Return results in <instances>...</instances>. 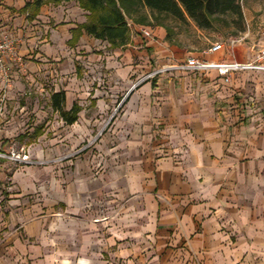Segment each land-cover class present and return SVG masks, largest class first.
<instances>
[{"label":"crops","instance_id":"1","mask_svg":"<svg viewBox=\"0 0 264 264\" xmlns=\"http://www.w3.org/2000/svg\"><path fill=\"white\" fill-rule=\"evenodd\" d=\"M32 1L3 0L10 11L16 9L19 26L13 31L21 37L19 55L36 59L28 60L22 72L32 78L49 64L50 75L59 82L50 95L64 91L63 109L79 107L76 121L88 97L97 107L105 104V90L79 80V63L92 69L105 60L104 68H113L111 75L118 78L112 86L116 93L124 85L120 80L136 73L131 63L136 53L155 55L158 67L152 71L189 56L214 62H244L254 56L246 57L248 51L240 43L228 42H220L218 52H205L210 44L201 52L182 54L166 42L163 28L156 27L143 49L132 35L125 47L114 48L113 64L107 43L83 30L74 44L69 43L72 29L86 19L75 2L44 4L29 19L28 11L20 9ZM9 8H2L4 17ZM99 49L102 53H91ZM130 81L122 119L135 126L118 146L128 156L126 174L113 170L111 179L103 175L97 191L105 196L107 190L119 213L124 207L120 201L127 200L129 213L119 214V219L128 220L129 236L141 243L128 249L117 245L116 250L102 243L98 250L115 256L128 252L129 262L140 254L137 260L143 264H264V72L236 71L225 82L213 70H171L142 83ZM36 132L43 134L40 127ZM3 191L0 264H60L55 242H39L46 234L52 236L40 227L39 214L9 210L14 200L3 201ZM86 262L82 257L78 264Z\"/></svg>","mask_w":264,"mask_h":264},{"label":"rangeland","instance_id":"2","mask_svg":"<svg viewBox=\"0 0 264 264\" xmlns=\"http://www.w3.org/2000/svg\"><path fill=\"white\" fill-rule=\"evenodd\" d=\"M70 1L77 4L75 0ZM3 3L0 0V30L14 32L19 26L17 17L13 15L16 9L10 11ZM241 4L242 31H238L234 23L221 25L216 31H204L192 22L167 18L164 23L173 33L170 41L166 42L183 54L201 52L215 42L239 39L238 43L248 51L244 55H254L259 31L264 28V0H242ZM3 7L9 8L6 17L2 14ZM132 15L134 21L145 19L150 24L155 22L146 7L139 6ZM133 20H128L130 36L136 38L143 49L147 40L139 32V27L150 29L152 37L156 27L160 26ZM106 49L111 56L110 63L115 64L114 48L106 44ZM91 53H102V50H92ZM146 53L133 55L131 63L136 73L121 79L124 85H120L116 93L112 92V86L118 78L111 75L113 68H104L105 60L97 62L98 67L91 66L92 69L79 63L76 67L81 73L79 80H87L93 89L105 90V104L97 107L95 99L88 97L79 119L72 125L64 124L50 106L49 95L59 82L58 78L50 75L49 64L41 69L40 75L30 78L22 69L28 60L36 59L20 55L21 64L12 60L8 62L10 81L3 83L0 80V190L4 189L3 201L14 200L13 205L9 204V210L16 213L23 209L22 212L31 216L39 214L40 227L52 235L46 234L39 242H55L53 244L60 250V264H78L82 257L88 258L87 264H99L98 259L103 264L144 263L137 260L140 254L129 262L128 252L115 256L98 250L102 243L111 245L108 249L116 250L117 245L128 249L131 244H140L141 241L129 236L128 220L119 219V214L126 216L129 213L125 205L127 200L120 201L124 206L120 213L116 208L113 210L111 195H107V190L105 196L103 191H97V180L103 175L111 179L113 170L126 174L128 156L125 149L118 146L135 126H129L122 119L130 94V80L135 83L158 67L155 55ZM121 65L126 67L123 63ZM91 100L92 103L89 102ZM39 127L43 132L41 136L36 132Z\"/></svg>","mask_w":264,"mask_h":264},{"label":"trees","instance_id":"3","mask_svg":"<svg viewBox=\"0 0 264 264\" xmlns=\"http://www.w3.org/2000/svg\"><path fill=\"white\" fill-rule=\"evenodd\" d=\"M70 0H33L27 2L21 12L28 11V18L35 16L40 6L48 3L58 4ZM78 6L86 12V19L72 29L70 44H74L82 30L91 37L105 41L110 48H123L130 41L128 20H133L132 13L139 6L146 7L154 23L141 19L133 22L160 26L165 29V40L170 41L173 31L166 26L164 20L172 18L179 22H192L198 29L216 31L219 26L236 24L242 31V0H75ZM64 91L53 92L50 102L66 124H72L77 119L79 107L74 104L69 110L63 109Z\"/></svg>","mask_w":264,"mask_h":264},{"label":"built area","instance_id":"4","mask_svg":"<svg viewBox=\"0 0 264 264\" xmlns=\"http://www.w3.org/2000/svg\"><path fill=\"white\" fill-rule=\"evenodd\" d=\"M129 25V24H128ZM139 32L144 38H151V30L147 27H139ZM242 39V38H241ZM21 42V37L12 31L0 30V80L3 83L10 81L11 75L8 69L9 61H17L20 63V55L18 53V45ZM239 42V39H230L229 45H234ZM223 45L220 42L212 43L205 51L207 53L218 52L222 49ZM255 54L251 60L239 61H224L214 62L200 59L197 57L189 56L182 61H177L173 64L164 65L150 73L146 74L138 82L144 79L151 78L157 74L178 70V71H191V72H204L213 70L221 76L225 82H230L231 74L236 71H260L264 72V28L259 31L258 39L255 44ZM137 82V83H138Z\"/></svg>","mask_w":264,"mask_h":264}]
</instances>
